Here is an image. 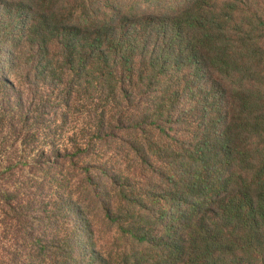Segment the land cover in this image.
Returning <instances> with one entry per match:
<instances>
[{"label":"trees","instance_id":"obj_1","mask_svg":"<svg viewBox=\"0 0 264 264\" xmlns=\"http://www.w3.org/2000/svg\"><path fill=\"white\" fill-rule=\"evenodd\" d=\"M0 94L9 126L54 101L39 158L89 162L19 264H264V0H0Z\"/></svg>","mask_w":264,"mask_h":264},{"label":"rangeland","instance_id":"obj_2","mask_svg":"<svg viewBox=\"0 0 264 264\" xmlns=\"http://www.w3.org/2000/svg\"><path fill=\"white\" fill-rule=\"evenodd\" d=\"M12 82L17 89L22 86L21 81ZM46 84L41 85L35 101H26L23 97L27 109V104L31 103L29 111L41 108L39 100L47 102L46 94L49 92L46 90L50 85ZM60 108L51 100L44 110L42 122L34 124V119H31L22 127L15 121L9 126L8 116L0 114V264L24 261L25 254L34 243L31 235L42 233L45 226L63 233L71 229L72 217L65 215L63 204L76 202L83 192L89 162H78L71 152L69 157H64L68 162L61 159L47 162L45 158H39L43 150L48 152L59 142L63 145L67 141L70 145L73 125L70 128L61 125L64 111ZM72 114L85 116L77 111H72ZM12 127H15V132ZM109 164L127 168L130 172L138 168V162ZM102 241V246L110 245L111 239L107 234Z\"/></svg>","mask_w":264,"mask_h":264}]
</instances>
